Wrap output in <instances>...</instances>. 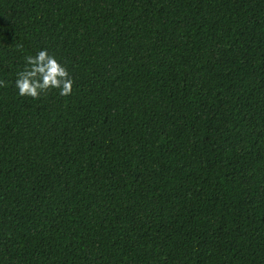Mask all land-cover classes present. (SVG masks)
Here are the masks:
<instances>
[{
  "label": "trees",
  "instance_id": "trees-1",
  "mask_svg": "<svg viewBox=\"0 0 264 264\" xmlns=\"http://www.w3.org/2000/svg\"><path fill=\"white\" fill-rule=\"evenodd\" d=\"M0 81V264H264V0H0Z\"/></svg>",
  "mask_w": 264,
  "mask_h": 264
},
{
  "label": "clouds",
  "instance_id": "clouds-1",
  "mask_svg": "<svg viewBox=\"0 0 264 264\" xmlns=\"http://www.w3.org/2000/svg\"><path fill=\"white\" fill-rule=\"evenodd\" d=\"M24 60L25 67L17 73L15 80L18 95L36 98L49 89H59L62 96L71 93L73 81L67 68L46 48L25 56ZM2 85L3 81H0Z\"/></svg>",
  "mask_w": 264,
  "mask_h": 264
}]
</instances>
